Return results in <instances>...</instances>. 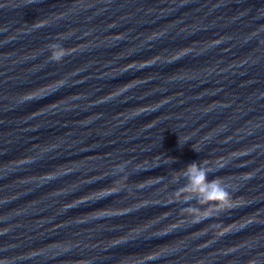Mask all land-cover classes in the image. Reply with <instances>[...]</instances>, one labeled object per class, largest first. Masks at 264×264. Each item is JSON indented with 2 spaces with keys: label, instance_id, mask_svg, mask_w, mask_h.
<instances>
[{
  "label": "water",
  "instance_id": "1",
  "mask_svg": "<svg viewBox=\"0 0 264 264\" xmlns=\"http://www.w3.org/2000/svg\"><path fill=\"white\" fill-rule=\"evenodd\" d=\"M193 161L237 208L185 219ZM152 255L264 264V0H0V264Z\"/></svg>",
  "mask_w": 264,
  "mask_h": 264
},
{
  "label": "clouds",
  "instance_id": "2",
  "mask_svg": "<svg viewBox=\"0 0 264 264\" xmlns=\"http://www.w3.org/2000/svg\"><path fill=\"white\" fill-rule=\"evenodd\" d=\"M47 49L50 52L49 61L61 63L66 56L73 52L65 48L60 42H51ZM62 85V84H59ZM36 95H26L22 99L28 100ZM194 149V148H193ZM196 152L198 150L194 149ZM225 165L217 161L215 166H210L207 161L202 163L193 161L180 169V175L173 178V183L178 184L181 179L184 183L174 192V202L188 205L184 207L185 219H190L192 223H201L219 217L223 213H229L238 205L235 202L232 189L225 184L220 177L209 179V175ZM127 163H122L112 169V175L127 174ZM195 201L193 204L192 202ZM160 256L152 255L147 260L152 261Z\"/></svg>",
  "mask_w": 264,
  "mask_h": 264
}]
</instances>
